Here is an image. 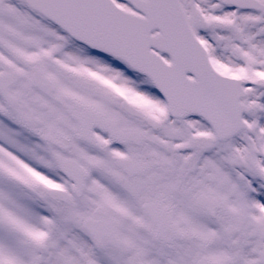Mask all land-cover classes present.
<instances>
[{
  "label": "snow or ice",
  "instance_id": "6c2138e0",
  "mask_svg": "<svg viewBox=\"0 0 264 264\" xmlns=\"http://www.w3.org/2000/svg\"><path fill=\"white\" fill-rule=\"evenodd\" d=\"M0 264H264V0H0Z\"/></svg>",
  "mask_w": 264,
  "mask_h": 264
}]
</instances>
